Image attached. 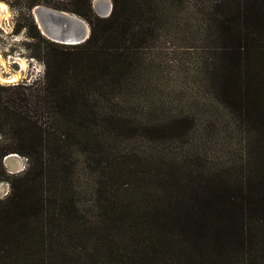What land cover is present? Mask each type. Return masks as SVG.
<instances>
[{"label":"trees","instance_id":"trees-1","mask_svg":"<svg viewBox=\"0 0 264 264\" xmlns=\"http://www.w3.org/2000/svg\"><path fill=\"white\" fill-rule=\"evenodd\" d=\"M113 2V16L97 19L85 43L47 57L44 82L19 98L20 107L0 110V118L17 124L23 137L48 142L45 148L12 150L35 164L13 195L0 202L6 225L17 219L16 237L26 258H13L19 246L10 244L0 264H250L249 258H229V252H243L251 229L257 232L256 245L264 239V166L253 165L235 185L191 183V197L158 191L146 197L136 191L140 187L125 182L132 173L122 170L125 163L119 167L108 158L97 163L87 207L74 203L73 151L62 142L76 135L52 134L38 126L37 118L52 114L67 125L82 126L101 117L89 98L101 97L105 80L128 72L126 50L141 46L140 26L148 20L139 0ZM211 11L212 29L229 40L231 50L222 64L219 98L243 113L264 139V0H213ZM118 167L119 175L113 176ZM62 234L84 244L78 255L68 250Z\"/></svg>","mask_w":264,"mask_h":264},{"label":"rangeland","instance_id":"rangeland-1","mask_svg":"<svg viewBox=\"0 0 264 264\" xmlns=\"http://www.w3.org/2000/svg\"><path fill=\"white\" fill-rule=\"evenodd\" d=\"M139 2L146 8L148 20L140 26L144 27V33L138 37L141 46L126 50L128 72L108 78L101 97L89 98L93 107L100 108L101 117L82 126L67 125L52 114L36 117L38 126L52 134L76 135L70 143H62L73 151V180L77 188L73 201L81 209L90 201L88 191L100 170L97 163L108 158H114L116 166L125 163L122 170L132 171L125 182L140 187L136 191L146 197L157 191L165 196L191 197V183L222 180L235 185L249 176L247 169L253 171V165L264 166V139L258 137L257 127L248 125L245 115L233 111L218 95L225 73L222 64L231 50L229 40L210 25L213 0ZM0 3L8 8L7 21L0 20V55L6 62L11 61L10 56L22 57L28 64L20 80L0 84V110L20 107L19 98L29 97L44 82L47 57L72 47L54 43L41 34L31 15L35 6L75 14L88 24L90 34L97 19H107L115 13L113 0L107 17L95 11L94 0ZM8 67L19 71L12 61ZM30 139L23 137L17 124L0 118L1 203L13 195V188H17L26 172L35 170V164H30L25 155L12 150L48 146L47 141ZM254 150L261 152L259 157ZM10 155H16L18 160L6 159ZM255 156L258 158L254 159ZM119 167L114 169L113 176L119 175ZM145 185L148 190L143 188ZM12 222L7 226L8 220L0 218V258L6 246L17 243L18 250L13 249L12 257L26 258L21 251L23 241L16 237L17 219ZM62 238L68 250L75 255L81 252L82 242L67 241L66 234ZM256 239L257 232L251 229L243 252L233 249L229 258H249L250 264H264V239L257 245ZM33 255L30 253L28 258Z\"/></svg>","mask_w":264,"mask_h":264},{"label":"water","instance_id":"water-1","mask_svg":"<svg viewBox=\"0 0 264 264\" xmlns=\"http://www.w3.org/2000/svg\"><path fill=\"white\" fill-rule=\"evenodd\" d=\"M111 11V9H110ZM110 14V13H109ZM31 15L40 31L47 32L51 25L54 26L55 30H59L60 35L68 36L67 42H60L57 44L65 46H77L85 43L90 36V28L88 24L76 20L69 13L51 9L46 6H35L31 10ZM48 16V20L45 18ZM50 22V23H49ZM18 158L16 155H10L6 159Z\"/></svg>","mask_w":264,"mask_h":264},{"label":"bare ground","instance_id":"bare-ground-1","mask_svg":"<svg viewBox=\"0 0 264 264\" xmlns=\"http://www.w3.org/2000/svg\"><path fill=\"white\" fill-rule=\"evenodd\" d=\"M95 11L102 17H107L110 13L111 9V3L110 0H94L93 3ZM65 12V11H64ZM67 13V12H66ZM70 16L75 18L78 21H81L85 24H87L85 21H83L81 18L76 16L75 14L69 13ZM8 17V8L5 4L0 3V20L7 21ZM45 18L48 20V16H45ZM50 23V22H49ZM38 28V27H37ZM39 31L42 30L41 26ZM42 35L46 36L48 39L52 40L54 43H60V42H67L68 36L60 35L59 30H55L54 26L51 25L47 32L40 31ZM16 63L20 66L19 71H13L8 67V64L11 63V61L6 62L3 57L0 55V66L5 70V73L7 76H4V72L0 68V83L1 84H10L17 82L22 78V75L24 72H26V69L28 68L27 60L22 57H17ZM18 160V158H16Z\"/></svg>","mask_w":264,"mask_h":264},{"label":"built area","instance_id":"built-area-1","mask_svg":"<svg viewBox=\"0 0 264 264\" xmlns=\"http://www.w3.org/2000/svg\"><path fill=\"white\" fill-rule=\"evenodd\" d=\"M16 58H17V57H13V58H12V57L10 56L8 59L11 60L12 63L16 64V65L18 66V69L20 70V66L18 65V63H16V60H15ZM33 69H34V68H33ZM34 70H36V68H35ZM0 84H1V83H0Z\"/></svg>","mask_w":264,"mask_h":264}]
</instances>
